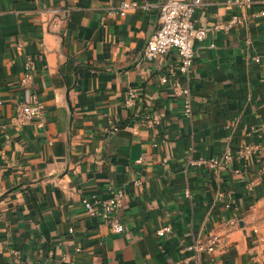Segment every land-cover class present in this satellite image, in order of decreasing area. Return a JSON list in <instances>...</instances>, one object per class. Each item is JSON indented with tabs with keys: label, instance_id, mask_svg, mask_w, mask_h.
<instances>
[{
	"label": "crops",
	"instance_id": "obj_1",
	"mask_svg": "<svg viewBox=\"0 0 264 264\" xmlns=\"http://www.w3.org/2000/svg\"><path fill=\"white\" fill-rule=\"evenodd\" d=\"M165 1L0 0V264H195L186 248L212 238L197 264H264V0H201L195 24L215 29L194 45L190 116L159 82L175 53L143 57ZM122 2L136 5L120 16ZM234 15L242 25L225 29ZM27 57L43 129L12 125ZM226 149L219 172L190 164ZM119 189L114 234L83 201Z\"/></svg>",
	"mask_w": 264,
	"mask_h": 264
},
{
	"label": "built area",
	"instance_id": "obj_2",
	"mask_svg": "<svg viewBox=\"0 0 264 264\" xmlns=\"http://www.w3.org/2000/svg\"><path fill=\"white\" fill-rule=\"evenodd\" d=\"M202 4L201 0H167L157 7L158 27L150 35L143 50V57L147 62H156L163 65L170 51L176 56L175 65H167L159 73V82L165 88H168L172 95L182 100V112L184 116L191 115L192 95L188 85V77L190 69L195 60V43H202L207 38L208 33L214 28L198 27L195 24L193 15L195 10ZM232 4L239 11L244 10L251 4V0H233ZM134 2H122L118 9L120 16L134 8ZM261 14H264L263 12ZM242 17L234 15L225 25L227 29L230 25H242ZM34 62L31 57H27L23 63V74L18 85L23 95L22 100L13 103L12 125L20 127L27 123H32L37 129H43L46 124V115L43 105L38 101L37 95L33 90ZM133 91L127 92L124 101L126 108L133 106ZM144 123L151 129H155L161 123V117L157 113H149L143 116ZM246 153L249 149H246ZM168 159L166 157L164 162ZM233 160V155L229 149H226L219 157L204 158L199 157L191 160L190 164L195 166H203L213 172H219L223 168L228 167ZM239 173V170H235ZM139 185V181L135 182ZM254 186V182L248 185L249 190ZM223 198V194H218V200ZM125 199V192L122 189L114 192L113 196L97 206L87 200L83 201L85 212L99 219L108 225L112 233L119 234L124 231V226L116 215L117 209L121 207ZM227 206V205H226ZM229 207V206H227ZM237 222V216L232 215L229 223ZM170 230L169 226L161 227L156 231L157 236L163 237ZM218 240L216 238L209 239L206 243L201 241H193L186 249L191 255L186 259L195 264L198 263L202 252L211 253Z\"/></svg>",
	"mask_w": 264,
	"mask_h": 264
},
{
	"label": "rangeland",
	"instance_id": "obj_3",
	"mask_svg": "<svg viewBox=\"0 0 264 264\" xmlns=\"http://www.w3.org/2000/svg\"><path fill=\"white\" fill-rule=\"evenodd\" d=\"M258 219H259L258 228H260L261 232H264V206L261 210V215Z\"/></svg>",
	"mask_w": 264,
	"mask_h": 264
}]
</instances>
